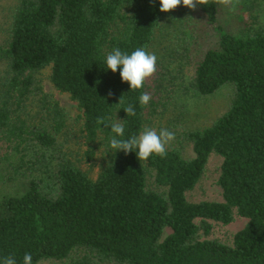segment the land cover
Returning a JSON list of instances; mask_svg holds the SVG:
<instances>
[{
	"label": "trees",
	"instance_id": "obj_1",
	"mask_svg": "<svg viewBox=\"0 0 264 264\" xmlns=\"http://www.w3.org/2000/svg\"><path fill=\"white\" fill-rule=\"evenodd\" d=\"M221 5L196 8L215 46L190 58L189 84L202 96L230 86L229 106L207 127L176 132L164 158L139 160L135 150L110 148L115 134L97 117L123 123V138L138 134L146 117L166 111L164 85L156 79L154 90L148 78L132 90L105 56L117 47L148 51L163 18L192 9L161 12L159 0H17L0 44V259L23 264L27 252L32 264H264V27L224 30ZM232 6L243 23L254 3ZM46 67L80 109L83 157L100 160L95 179L62 152L63 110L35 77ZM145 91L152 99L142 106ZM212 154L222 160V200L189 202ZM235 215L247 222L231 241L212 236L213 224Z\"/></svg>",
	"mask_w": 264,
	"mask_h": 264
},
{
	"label": "rangeland",
	"instance_id": "obj_2",
	"mask_svg": "<svg viewBox=\"0 0 264 264\" xmlns=\"http://www.w3.org/2000/svg\"><path fill=\"white\" fill-rule=\"evenodd\" d=\"M16 3L17 0H0V44L7 40L8 25ZM253 3L254 6L242 14L243 23L239 20L242 12L238 7L222 4L218 17L221 27L235 32L246 27L250 29L264 27V0H253ZM214 37L213 30L208 27L196 9L185 17L169 15L163 18L148 49L157 56V71L149 78L148 83L152 87L157 84L156 79L159 80V84L163 83L160 87L164 85L165 91L161 90L159 94L168 101V105L163 114L153 118L146 117L144 127L154 128L158 132L167 129L174 133H178L180 129L197 130L209 126L216 117L225 112L231 100L230 86L224 85L213 94L202 96L189 84L193 65L190 58L194 60V57L200 55L204 49L214 47ZM181 57L189 58V63L185 64ZM4 69L5 63L0 61V76ZM35 77L43 91L63 110L66 126L60 137L61 143H64L62 152L89 178L95 179L100 171V160L87 161L83 157L85 146L81 134V112L77 103L67 92L54 87L50 80V67L38 71ZM157 89L159 87L154 88ZM156 97L158 94L154 98ZM185 153L188 156L192 155L190 144L185 148ZM221 162L217 155L212 154L209 157L201 178L194 188L186 193L189 202L222 200V190L218 185ZM246 222L247 219L235 215L234 220L228 225L215 223L212 236L222 241H231L233 235L242 229ZM169 233L170 230L166 228L164 236Z\"/></svg>",
	"mask_w": 264,
	"mask_h": 264
},
{
	"label": "clouds",
	"instance_id": "obj_3",
	"mask_svg": "<svg viewBox=\"0 0 264 264\" xmlns=\"http://www.w3.org/2000/svg\"><path fill=\"white\" fill-rule=\"evenodd\" d=\"M216 3L225 6L232 5L233 0H215ZM160 11L168 12L174 10L180 5L195 10L198 5L208 4V0H159ZM234 6V5H233ZM104 62L106 68L113 73L119 69L122 82H127L130 89H142L145 81L152 77L156 71L157 56L153 52H149L145 47H138L130 54L122 52L120 48H114L105 56ZM108 95L113 93L109 90ZM152 99V95L148 92H142L139 96V104L144 106ZM122 103V99L119 100ZM128 116H135L136 110L132 104H128L124 108ZM97 124L105 128H110L115 135L109 141L111 149L116 151L122 150L125 154L136 151L139 160H146L149 156L155 154L164 158L167 154V146L175 138V133L167 129H161L159 132L151 127L145 126L138 134H133L128 138L124 137V125L119 120L106 119L105 117H97ZM0 264H17L14 255L5 256L0 259ZM23 264H32L31 253H25L23 256Z\"/></svg>",
	"mask_w": 264,
	"mask_h": 264
}]
</instances>
